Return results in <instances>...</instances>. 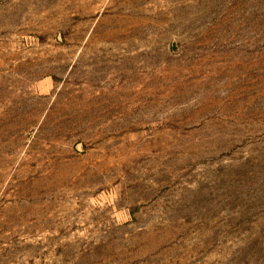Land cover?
<instances>
[{"label": "rangeland", "instance_id": "obj_1", "mask_svg": "<svg viewBox=\"0 0 264 264\" xmlns=\"http://www.w3.org/2000/svg\"><path fill=\"white\" fill-rule=\"evenodd\" d=\"M0 264H264V0H0Z\"/></svg>", "mask_w": 264, "mask_h": 264}]
</instances>
